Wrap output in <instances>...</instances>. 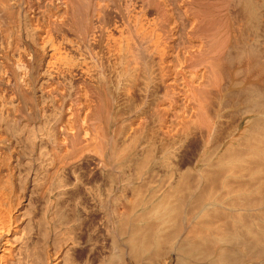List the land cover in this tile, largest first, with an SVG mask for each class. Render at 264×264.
<instances>
[{
    "label": "bare ground",
    "instance_id": "6f19581e",
    "mask_svg": "<svg viewBox=\"0 0 264 264\" xmlns=\"http://www.w3.org/2000/svg\"><path fill=\"white\" fill-rule=\"evenodd\" d=\"M190 145L256 157L257 200L219 193L168 235ZM124 253L264 264V0H0V264Z\"/></svg>",
    "mask_w": 264,
    "mask_h": 264
},
{
    "label": "rangeland",
    "instance_id": "374dc122",
    "mask_svg": "<svg viewBox=\"0 0 264 264\" xmlns=\"http://www.w3.org/2000/svg\"><path fill=\"white\" fill-rule=\"evenodd\" d=\"M76 17L78 16V14L77 15H75ZM77 30V29H76ZM15 35V34H14ZM67 37H69V38H72L71 37V35H67ZM195 145H190V147L187 149V151H185V152H188V153H183V155H182V157H181V162L183 163V165H184V163H185V166L183 167V174H184V176L182 175V177H183V180L185 181V183L183 182V184L185 185H187L186 186V188H188V189H186V190H188V192H185L186 190H184V192H183V194H185L186 193V195H189V197H186V195L184 196L185 197V203H184V207H182V209H181V211H180V213H179V215H178V220L179 221H176V224H175V226L172 228L171 227V229L169 230V234L168 235H173V233H172V231H174V234L175 233H180L181 231H183V230H185L186 229V227L188 228V223H185L186 221H188V220H191V218L192 217H195L196 215L198 216V215H200L199 213L200 212H203L202 211V207H204V208H209V204L213 201V200H216V199H218V201H219V199H221V197L222 198H224L225 200L227 199L229 202L231 201V200H233L232 202H239L241 199H242V197H244L242 200H243V202L245 203V199L249 196V198H248V200L250 201L252 198H253V200H252V202L254 201V200H257V199H255V198H257V194H256V192L254 191V189L257 187L255 184H257V178H258V176H257V173L256 172H258V167H259V160L258 159H256V157H252L251 155H244V156H242L239 160H235L234 161V159H232V158H226V160H221V162H220V160H218V162H217V160L216 159H214V162L213 163H210V166L209 165H204V164H202V162H200L199 160H196L197 158H196V155L194 154L195 153V147H194ZM194 151H193V150ZM194 152V153H193ZM191 156H190V155ZM195 155V156H194ZM190 156V157H189ZM190 159H189V158ZM246 159V160H248V161H245L244 160V158ZM246 157H248V159L246 158ZM186 159H187V161H186ZM193 159V160H192ZM231 159V160H230ZM191 160V161H190ZM195 160V161H194ZM216 160V161H215ZM241 160H244L245 162L243 163ZM252 160V161H251ZM263 159L261 158V160L260 161H262ZM197 161V162H196ZM226 161V162H225ZM240 161V162H239ZM255 161H257V162H255ZM194 162V163H193ZM196 162V163H195ZM199 162V163H198ZM247 162L249 163V164H247ZM254 162V163H253ZM193 165H192V164ZM187 164V165H186ZM191 164V165H190ZM195 164V165H194ZM235 164V165H234ZM189 165V166H188ZM241 165V166H240ZM251 165V167H249ZM198 166V167H197ZM220 166V167H219ZM247 168H246V167ZM253 166V167H252ZM258 166V167H257ZM186 167H188L187 169H185ZM191 169H190V168ZM254 167H257L256 169L254 168ZM235 168H237L236 170L237 171H239V172H236L235 173V170H233V169H235ZM253 168V169H252ZM186 170V171H185ZM248 170H252L253 172H249ZM229 171V172H228ZM230 171H231V175H230ZM240 171H242L241 173H240ZM245 171V172H244ZM249 172V173H248ZM167 174V175H166ZM236 176H235V175ZM241 174V175H240ZM162 175H164L165 177H166V179H167V177H168V173H163V174H160V175H158V177H157V179L159 180V183H161V184H164L165 183V181H166V179L164 178V176H162ZM253 175V176H252ZM230 176L232 177V178H230ZM234 176V177H233ZM156 177H150V178H152V179H150L151 181H156L157 182V184H159L158 183V181L156 180ZM164 179H163V178ZM186 177V178H185ZM226 177H228V178H226ZM257 177V178H256ZM234 178V179H233ZM236 178V179H235ZM256 178V179H255ZM149 179V178H148ZM147 179V181L149 182L150 180H148ZM160 179H161V182H160ZM226 179H230V182L229 181H227ZM242 179V181H240ZM225 180V181H224ZM234 181H239V182H242L240 185L242 186V187H244V183H246V185H245V190L247 189L248 190V192L249 193H247V191H245V192H243L244 194H241L240 196H238V195H234L233 193H230V194H228V189H234L235 187H233L231 184L234 182ZM255 181V182H254ZM190 182V183H189ZM195 182V183H194ZM226 182V183H225ZM227 182H229V183H231V184H229V183H227ZM197 183V184H196ZM223 183V184H222ZM253 183V184H252ZM244 184V185H243ZM252 184V185H251ZM247 186H250L249 187V189L247 188ZM255 186V187H254ZM185 187V186H184ZM251 187H254V188H252L251 189ZM185 189V188H184ZM192 189V190H191ZM195 189V190H194ZM206 190V191H205ZM212 190H214L213 192H212ZM216 190L218 191V193L216 192ZM220 190H222V191H220ZM250 190H252V191H250ZM194 191H196V193H195V196H194V194L192 195L191 193H193ZM254 191V192H253ZM251 192V193H250ZM187 193H190V194H187ZM207 193H208V195L210 196L211 194L210 193H212V196L214 197L215 196V198H213L212 196L211 197H209V196H207ZM215 193V194H214ZM219 193H221L220 195H221V197L219 198V196L220 195H218ZM224 195H226V197H224L223 196V194ZM253 193V194H252ZM214 194V195H213ZM217 194V195H216ZM254 194H255V196H254ZM192 196H194V197H192ZM246 196V197H245ZM228 197V198H227ZM196 198V200H194ZM198 198V199H197ZM211 198V199H210ZM189 199V200H188ZM194 200L195 202L194 203H192L193 201H191V200ZM209 199V200H208ZM213 199V200H212ZM240 199V200H239ZM226 200V201H227ZM202 201V202H201ZM203 201H207L208 203H206V202H204L206 205H202V204H200V203H203ZM246 201H247V199H246ZM186 202H188V203H186ZM198 202V203H197ZM200 202V203H199ZM210 202V203H209ZM242 202V203H243ZM191 203V204H190ZM250 203V202H249ZM191 205V206H190ZM201 206V208L199 209V207ZM215 206L217 207V208H215ZM219 205H214V206H212V207H214V209L213 208H211L212 210H210V209H208V211H211V214H213L214 212H215V214H217V213H219V214H222L223 213V209L222 208H224V207H218ZM206 209V210H207ZM201 210V211H200ZM189 211V212H188ZM191 211V212H190ZM222 211V212H221ZM195 212H197V214H195L194 215V213ZM246 212V211H245ZM248 212V211H247ZM246 212V213H247ZM181 213H183V214H181ZM246 213H243V215L245 216V214ZM180 214L183 216V217H180L179 218V216H180ZM192 214V215H191ZM194 215V216H193ZM185 217L187 218V219H185ZM189 217H191V218H189ZM184 218V219H183ZM180 225V227H178ZM178 229H179V231H178ZM163 243H164V240H162L161 241V243H160V245H161V247L158 249V250H155V251H150L149 253H145L144 254V256L143 255H136V257H135V255H134V258H137V259H142V258H144V259H152V260H156V259H158L161 255L160 254H162V252H163V250H164V245H163ZM163 248V249H162ZM83 253H84V256H86V254H87V251L86 250H83ZM160 253V254H159ZM124 254H126V256L125 255H123L124 257V261H122L123 259H122V257L120 258V259H118V260H116L115 261V264H125V262H127V260H128V258L129 257H131L129 254L127 255V253H124ZM83 255V254H82ZM84 256H82L83 258H81L82 259V261L84 262V261H86L87 262V264H95V260H96V257H95V255H89L88 257H89V259L87 260L86 259V257H84ZM92 259V260H91ZM126 260V261H125ZM82 262V263H83ZM88 262H90V263H88Z\"/></svg>",
    "mask_w": 264,
    "mask_h": 264
}]
</instances>
